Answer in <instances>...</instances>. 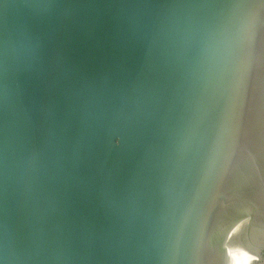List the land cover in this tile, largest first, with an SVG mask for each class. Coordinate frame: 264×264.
Here are the masks:
<instances>
[{
  "label": "water",
  "instance_id": "95a60500",
  "mask_svg": "<svg viewBox=\"0 0 264 264\" xmlns=\"http://www.w3.org/2000/svg\"><path fill=\"white\" fill-rule=\"evenodd\" d=\"M0 264H264V0H0Z\"/></svg>",
  "mask_w": 264,
  "mask_h": 264
}]
</instances>
